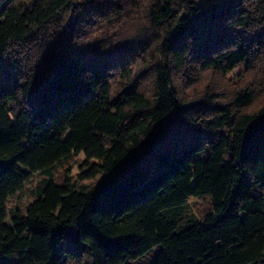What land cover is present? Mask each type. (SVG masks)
Returning a JSON list of instances; mask_svg holds the SVG:
<instances>
[{"label": "trees", "instance_id": "trees-1", "mask_svg": "<svg viewBox=\"0 0 264 264\" xmlns=\"http://www.w3.org/2000/svg\"><path fill=\"white\" fill-rule=\"evenodd\" d=\"M103 1L0 0V199L28 180L18 162L41 176L0 213V264L264 262V0H112L109 29L82 30ZM82 150L90 187L65 168Z\"/></svg>", "mask_w": 264, "mask_h": 264}, {"label": "rangeland", "instance_id": "rangeland-1", "mask_svg": "<svg viewBox=\"0 0 264 264\" xmlns=\"http://www.w3.org/2000/svg\"><path fill=\"white\" fill-rule=\"evenodd\" d=\"M82 1V0H79ZM100 1V0H97ZM112 0H106L100 3H96L93 6L88 5V8H80L81 6H77V9L72 10L71 15L74 17L78 14H81L83 12V9H86L87 15H79L81 17V29L85 30L89 27L90 23H94L95 26H101V28L109 29V25H106L104 21L103 14L106 12H109V8L111 5ZM79 17V18H80ZM106 17V16H105ZM93 18V19H92ZM101 18V19H100ZM130 20L124 22L121 27L122 29L119 31L121 35L112 37L111 40H117L122 38L121 36H124L126 38H131L130 36L135 31L136 22ZM102 22V23H101ZM93 30V29H92ZM78 33V32H77ZM105 33V32H104ZM103 33V34H104ZM79 34V33H78ZM100 33L99 30L95 31L91 36L87 35V37H84L85 39L81 38L80 35V41L88 40L93 41V38H99ZM101 61H110L112 62L111 67H113V73H117L119 66L123 64V62L128 61V57H125L121 61H114V59L110 57H104ZM100 61V62H101ZM249 64V60L247 57L240 58L233 66H231L226 74V80H229L230 82L238 76V74L244 72L247 65ZM115 68V69H114ZM116 76V74L112 75V77ZM145 88L150 91L151 88L149 84L145 83ZM200 158L206 157L205 150L202 152L197 151L196 153ZM95 163L96 159L95 157H88L87 154L82 150L78 154L74 155L71 161L68 165H66L65 168H67V173L69 175L70 181L74 183L76 186H86L90 187L93 186L95 183H97L104 175L102 172H92L89 169V166L91 163ZM22 162H18L19 166L28 172V180L23 184L22 187L18 188L15 191L10 192L7 196L0 199V213L3 215V218L5 221H8L10 219V216L15 213H22L28 203H30L34 199L35 190L37 185L41 181V176L38 173H35L31 171L28 167L21 165ZM23 164V163H22ZM63 172L59 173L56 177L57 180H60L62 178ZM188 203L189 207L191 209V213L197 220H200L203 214L208 211L209 204L207 199H201L196 198L193 195H190L188 197ZM132 225L137 228L139 232H143V223L139 219H132ZM125 263H129V260H125ZM254 264H264V262H257Z\"/></svg>", "mask_w": 264, "mask_h": 264}, {"label": "water", "instance_id": "water-1", "mask_svg": "<svg viewBox=\"0 0 264 264\" xmlns=\"http://www.w3.org/2000/svg\"><path fill=\"white\" fill-rule=\"evenodd\" d=\"M203 2H206V3H209V2H213V1H216V0H202Z\"/></svg>", "mask_w": 264, "mask_h": 264}]
</instances>
